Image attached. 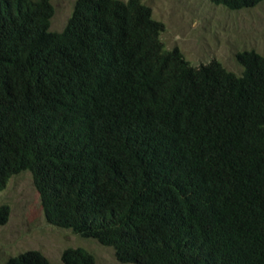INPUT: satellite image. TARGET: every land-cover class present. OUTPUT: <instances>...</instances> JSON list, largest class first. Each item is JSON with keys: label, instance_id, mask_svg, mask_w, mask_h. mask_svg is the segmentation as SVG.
<instances>
[{"label": "trees", "instance_id": "1", "mask_svg": "<svg viewBox=\"0 0 264 264\" xmlns=\"http://www.w3.org/2000/svg\"><path fill=\"white\" fill-rule=\"evenodd\" d=\"M53 13L0 0V189L30 171L46 221L122 263L264 264V56L192 64L141 0H75L61 30ZM61 264L95 259L66 247Z\"/></svg>", "mask_w": 264, "mask_h": 264}, {"label": "rangeland", "instance_id": "2", "mask_svg": "<svg viewBox=\"0 0 264 264\" xmlns=\"http://www.w3.org/2000/svg\"><path fill=\"white\" fill-rule=\"evenodd\" d=\"M164 29L161 39L167 49L177 47L192 64L218 59L225 68L242 70L235 53L254 49L264 56V0L248 8L230 10L209 0H141ZM75 0H51L54 13L50 29L61 30ZM7 205V217L0 223V264L25 250H38L50 262L61 264L66 247H83L93 254L95 264L122 263L110 246L81 237L70 229L48 223L28 170L9 178L0 189V206Z\"/></svg>", "mask_w": 264, "mask_h": 264}]
</instances>
